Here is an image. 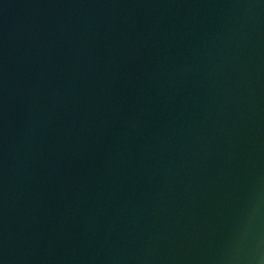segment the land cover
<instances>
[{"label":"water","instance_id":"obj_1","mask_svg":"<svg viewBox=\"0 0 264 264\" xmlns=\"http://www.w3.org/2000/svg\"><path fill=\"white\" fill-rule=\"evenodd\" d=\"M0 264H264V0H0Z\"/></svg>","mask_w":264,"mask_h":264}]
</instances>
